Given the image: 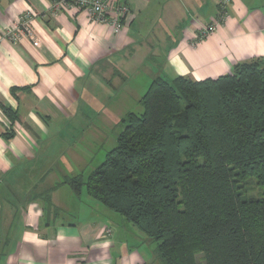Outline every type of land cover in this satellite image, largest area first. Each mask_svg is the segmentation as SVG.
I'll use <instances>...</instances> for the list:
<instances>
[{
    "label": "crops",
    "instance_id": "obj_1",
    "mask_svg": "<svg viewBox=\"0 0 264 264\" xmlns=\"http://www.w3.org/2000/svg\"><path fill=\"white\" fill-rule=\"evenodd\" d=\"M129 5L115 31L84 11L56 13L53 0H0V264H157L141 231L63 183L84 176L63 163L92 156L96 130L120 125L154 77H217L264 56V0H230L202 39L220 0ZM26 9L37 44L4 35ZM51 189L58 214L37 195Z\"/></svg>",
    "mask_w": 264,
    "mask_h": 264
},
{
    "label": "trees",
    "instance_id": "obj_2",
    "mask_svg": "<svg viewBox=\"0 0 264 264\" xmlns=\"http://www.w3.org/2000/svg\"><path fill=\"white\" fill-rule=\"evenodd\" d=\"M139 104L104 161L63 183L137 227L157 264H264V196L250 195L264 190V56L201 80L158 75ZM53 189L37 195L58 214Z\"/></svg>",
    "mask_w": 264,
    "mask_h": 264
},
{
    "label": "built area",
    "instance_id": "obj_3",
    "mask_svg": "<svg viewBox=\"0 0 264 264\" xmlns=\"http://www.w3.org/2000/svg\"><path fill=\"white\" fill-rule=\"evenodd\" d=\"M229 2L230 0H220V16L218 15L214 21L201 26L198 39L205 38L217 30L219 24L227 16L226 9ZM53 10L56 13L85 10L93 21L108 24L115 31L123 29L131 13L129 0H116L115 2L112 0H53ZM33 17L32 10H24L20 20L4 33L6 39L18 43L23 37H29L34 44H37L38 39L32 23Z\"/></svg>",
    "mask_w": 264,
    "mask_h": 264
},
{
    "label": "rangeland",
    "instance_id": "obj_4",
    "mask_svg": "<svg viewBox=\"0 0 264 264\" xmlns=\"http://www.w3.org/2000/svg\"><path fill=\"white\" fill-rule=\"evenodd\" d=\"M170 79H172V78H170ZM129 102L133 103V107L131 110H133L135 112H142V110H143L142 106L139 103H137L136 101H134V99H130ZM122 129H123V126L121 124V125H112L109 127H105L103 129V132H102V130H96V133H98L99 137H103V139L99 140L97 143H94V142L90 143L89 142L92 145L88 146V148L85 147L86 149L90 150V152H92L93 155L89 156V157L85 156L84 162H75L74 158L70 157L66 161V163H63L64 166L67 165L68 167H71L72 168L71 172L73 174L74 173L75 174L83 173L84 178L86 179L88 177V175L104 161L106 154L117 145V136ZM90 130H92V129H90ZM87 143H85V146L87 145ZM78 147H80V144H78ZM60 179H62V178H60ZM250 195H252V196L254 195L256 197H263L264 196V190L259 188V186L258 187L252 186V187H250ZM100 204H102V203H100ZM111 212L116 214L117 216L123 218L126 221V223L129 224V226H131V228L133 227L136 230H139L137 227H135L132 223L128 222L124 217H122L118 213H115L112 210H111ZM143 236H145V235L143 234ZM150 244L152 245V248L154 249L155 243L150 242ZM158 264H159V262H158Z\"/></svg>",
    "mask_w": 264,
    "mask_h": 264
}]
</instances>
